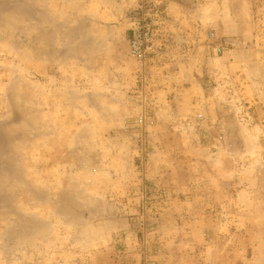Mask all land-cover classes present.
Instances as JSON below:
<instances>
[{
	"label": "crops",
	"instance_id": "1",
	"mask_svg": "<svg viewBox=\"0 0 264 264\" xmlns=\"http://www.w3.org/2000/svg\"><path fill=\"white\" fill-rule=\"evenodd\" d=\"M30 3L38 7L34 19L43 23L46 40L55 39L63 47L88 43L93 52L124 30L126 17L119 10L126 14L133 4L132 0ZM167 5L168 12L189 10L179 1ZM198 63L169 65L168 71L167 65H27V92L20 75L4 80L0 87L4 189H12L20 199L45 191L50 213L58 209L59 201L56 212L67 216L72 212L70 201L82 213L95 212L96 206V215L106 216L83 229L96 231L99 246L110 245L107 239L112 233L117 236L118 210L130 213L137 208L133 200L144 199L147 213L158 215V245L167 258L194 264H252L255 259H246V249L239 247L242 242L223 220L225 209L216 200L218 193L234 188L235 176L228 168L232 161L223 154L226 146L216 149L212 143L199 142L193 128L189 130L194 137L180 140L182 118H205L209 112L205 105L212 97L203 93ZM148 82L157 87L152 94L147 93ZM19 98L27 102L24 109L15 105ZM144 110L149 151L138 159L144 139L140 145L142 136L128 130L125 120L132 122ZM18 111L25 112L21 118ZM215 236L224 237V243H216ZM234 246L236 251H231Z\"/></svg>",
	"mask_w": 264,
	"mask_h": 264
},
{
	"label": "rangeland",
	"instance_id": "2",
	"mask_svg": "<svg viewBox=\"0 0 264 264\" xmlns=\"http://www.w3.org/2000/svg\"><path fill=\"white\" fill-rule=\"evenodd\" d=\"M146 1L132 0L126 14L119 10L126 17L124 30L93 52L88 43L63 47L55 39L46 40L43 23L34 19L38 7L30 0H0V87L4 80L20 75L27 92V65H167L168 71L169 65H193L197 60L203 93L212 98L200 123L192 115L182 118L180 140L194 137L189 130L193 128L199 142L212 143L216 149L226 146L223 154L231 159L229 173L235 177L234 188L216 196L225 209L220 216L234 228L246 259L253 256L252 264H264V0H167V4L179 1L189 10L168 12V5L163 6L154 26V46L139 61L129 55V39ZM217 42L226 45L225 53L214 51ZM209 61L213 65H207ZM149 84L147 93L152 94L157 87ZM19 99L15 105L24 109L27 102ZM22 113L18 111L17 118ZM134 132L142 136L140 145L144 139L142 154L137 156L141 159L148 155L150 139L140 130ZM4 176L0 180V264H194L164 256L157 240L158 215L147 213L144 199H134L132 205L137 208L130 213L118 210L117 236L112 233L107 239L110 245L99 246L96 231L83 229L106 216L96 215V206L95 212L82 213L70 201L72 212L67 216L56 212L59 201L58 209L50 213L45 191L38 190V197H14L12 189L3 187ZM214 240L224 243V237Z\"/></svg>",
	"mask_w": 264,
	"mask_h": 264
},
{
	"label": "built area",
	"instance_id": "3",
	"mask_svg": "<svg viewBox=\"0 0 264 264\" xmlns=\"http://www.w3.org/2000/svg\"><path fill=\"white\" fill-rule=\"evenodd\" d=\"M166 3L167 0H148L145 2L146 7H143L139 19L134 23L129 39V55L133 59L139 61H144L146 59L155 36V23L163 13V6L166 5ZM210 36L214 37L215 34L210 32ZM214 51L217 54H223L226 52V45L223 42H217ZM203 118L202 116L196 117V122L200 123ZM125 123L128 130H140L141 133L145 135L147 125V114L145 110L135 118L134 124H131L128 120H125ZM140 224L142 227L146 226V219L144 216H141Z\"/></svg>",
	"mask_w": 264,
	"mask_h": 264
}]
</instances>
